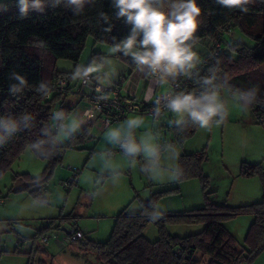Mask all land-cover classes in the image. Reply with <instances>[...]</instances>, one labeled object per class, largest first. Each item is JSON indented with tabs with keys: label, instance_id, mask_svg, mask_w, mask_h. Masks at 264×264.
<instances>
[{
	"label": "trees",
	"instance_id": "16d2710c",
	"mask_svg": "<svg viewBox=\"0 0 264 264\" xmlns=\"http://www.w3.org/2000/svg\"><path fill=\"white\" fill-rule=\"evenodd\" d=\"M197 3L202 8L204 21L196 33L197 43L210 42L202 55L200 75H205L208 69L219 61L220 69L229 75L231 84L237 88L256 86L258 103L250 107L253 113L258 105L264 102V74L258 71L259 66L264 64V2L256 0L255 3L248 5L247 12L229 11L218 5L216 0H197ZM0 4H6L8 7L7 11H0V115H19L28 111L35 117L36 123L34 129L18 134L6 147L0 149L1 178L10 169L14 160L26 151V145L37 139L40 127L51 122L50 116L57 103L69 114L74 109V106L65 105L67 92L54 89L60 77L70 75L57 71L56 62L66 59L76 65L88 39L93 43L100 42L112 46L114 39L118 42L130 34L131 26L123 20L116 19L112 0H96L94 5L86 6L80 16H75L70 9L63 6L54 8L49 5L43 12L31 11L29 16L21 17L16 6L17 0H4L0 1ZM100 12L111 18L110 23H105L98 16ZM109 27L111 31H106ZM228 28L232 33L237 31L253 40L255 45L250 47L242 40L230 38V34H220L221 30ZM215 40L221 42L219 55L213 62L205 63L203 60ZM39 41L44 42V48L36 47ZM93 57L96 55H92L91 59ZM134 66L135 64L131 63V67ZM13 72L25 76L28 81L27 87L16 96L9 91L11 84L14 83L10 78ZM40 82L46 84L50 82L53 91L48 98L35 91ZM194 87L196 85L192 80L189 90H193ZM188 126L189 132H193L195 126L191 124ZM90 132L91 126L85 125L73 139L62 143L55 155L40 158L46 161V166L44 172L39 175L41 177L39 183H36L37 176L29 173L17 174L14 181L25 183L18 191L29 192L38 198L35 192L44 187L54 169L61 164L64 153L68 149L82 146ZM205 159L204 151L180 154L179 159L184 170L179 182L191 178L199 179L205 197L202 208L163 213L160 219L152 222L142 215V211L144 208L151 211L150 204H155L159 197V194H155L148 201L142 202L136 212H129L127 207L121 209L115 216L106 241L86 239L83 232V238L78 241L87 250L96 253L100 264H253L264 251V196L258 202L238 207L211 203L206 197L209 181L202 171ZM262 170L264 169L261 164L242 162L240 176L262 178L264 176ZM34 186L38 188L33 189ZM171 191H178V188L166 192ZM239 215L252 217V222L240 242L224 225L227 220ZM67 217L72 218L67 215L42 221L32 240L45 235L49 230H58V220ZM150 223L157 229L158 238L155 241H149L144 235V230ZM194 224H201L202 230L186 235L175 234L169 230L171 226ZM72 229L80 231L74 225ZM18 251L15 247L11 252L19 253ZM41 251L43 252L33 243L30 251L23 253L27 256L26 264H47L43 260L36 262L33 260ZM2 252L0 250V255Z\"/></svg>",
	"mask_w": 264,
	"mask_h": 264
},
{
	"label": "rangeland",
	"instance_id": "374dc122",
	"mask_svg": "<svg viewBox=\"0 0 264 264\" xmlns=\"http://www.w3.org/2000/svg\"><path fill=\"white\" fill-rule=\"evenodd\" d=\"M230 38L242 40L250 47L255 45L253 40L237 31H234ZM110 48L108 44L93 43L88 39L79 63L87 64L91 61L92 55L96 57L107 55L114 62L117 72L115 78L118 79L129 70L132 59L120 53L110 54ZM201 48L199 52L198 49L195 51L200 54ZM68 66L75 65L70 60L60 59L56 62L55 69L70 73L71 67ZM258 71L264 74V64L259 66ZM166 86L167 89L161 93L169 89V84L162 85V89ZM89 89L83 86L86 94ZM221 95L225 99L228 111L221 125L213 123L209 129L195 126L193 132H189L190 126H187L184 132L178 133L174 126L169 125V121L174 118L173 114H168L159 120V130L162 141L174 143L180 154L205 152L206 159L202 163V171L209 181L206 197L211 203L238 207L243 206L240 205L241 202L249 200L250 203L245 204L249 205L253 203L250 200L255 198L257 186L261 191L260 200L264 196L262 186L264 176L242 177L240 165L242 162L258 163L264 169V125L256 121L250 108L242 111L231 97L224 93ZM76 98L77 95L72 94L67 98L66 105L74 106L70 114H80L87 106L86 99H82L84 103L81 100L77 101ZM133 115L145 119V125L140 131L153 127V119L148 114L130 113L127 118ZM123 121L111 123L110 126L115 127ZM108 128L99 130L95 126L91 127L88 139L82 146L68 149L64 153L61 164L54 169L44 187L35 192L38 198L48 201L45 206L37 203L38 198L29 192L18 191L21 184L14 181L16 175L21 173L41 175L46 166L45 160L33 157L26 150L1 176L0 197L4 202L0 204V250L3 251L0 255V264H26L27 256L23 253L26 250L30 251L33 243L48 254L41 251L34 256L35 262L43 260L47 264H100L96 253L87 250L81 242L67 243L65 233L61 229L47 231L45 235L48 239L45 243L40 242V236L32 240L37 230L36 225L46 218L75 214L77 226L87 232L89 240L104 242L111 233L115 216L122 208L127 207L129 212H136L140 209L141 203L148 201L152 195L159 194L155 204L159 205L165 214L200 209L204 206L205 197L199 179L191 178L177 183L163 175L153 180L141 173L139 167L130 168L118 146L107 142L105 134ZM160 163L167 165L170 162L162 158ZM110 164L117 167H107ZM69 166L78 169L79 173L75 183L66 188L64 183L72 175L68 170ZM121 172L122 175L118 176ZM176 187L178 191L166 192ZM36 188L38 187H33ZM245 217L251 216L239 215L227 220L224 225L238 236L245 224L241 219ZM169 230L175 234L186 235L201 231L202 225L171 226ZM15 234L23 239L22 246L18 248L19 253L11 252L15 248ZM144 235L149 241H155L158 238L155 225L148 224ZM236 239L242 241V237Z\"/></svg>",
	"mask_w": 264,
	"mask_h": 264
},
{
	"label": "clouds",
	"instance_id": "9594fccd",
	"mask_svg": "<svg viewBox=\"0 0 264 264\" xmlns=\"http://www.w3.org/2000/svg\"><path fill=\"white\" fill-rule=\"evenodd\" d=\"M255 2L216 0L218 5L229 11L241 12H247L248 5ZM95 3L96 0H17L16 6L21 17L29 16L31 11L43 12L49 5L54 8L63 6L75 16H80L86 6ZM112 5L116 10V19L129 24L131 31L118 42L113 40L110 54L120 53L131 57L139 72L155 77L161 85L186 77L193 80L196 88L172 91L158 97L152 113V128L140 131L145 125V119L133 115L115 127L109 126L105 138L108 143L123 150L121 155L130 168L139 167L141 173L153 180L166 175L169 180L179 182L184 175L179 163L180 151L174 143L162 141L159 130V120L163 114L161 104L163 111L173 114L174 118L169 121V125L174 126L178 133L184 132L189 124L209 129L213 123L217 126L224 123L228 115L221 93L231 97L242 111H247L258 103V88H237L231 84L229 75L220 69L219 61L205 75H200L199 65L202 61L194 46L197 43V30L204 21L197 0H112ZM7 9L6 4H0V11ZM98 16L105 23H110L111 18L106 13L100 12ZM106 31H111V27ZM36 47L44 48V42H37ZM116 75L113 60L105 55L93 57L87 64L77 63L71 67L69 79L85 87H90L93 81L97 82L95 91L99 93V101L109 98L100 85L110 86ZM10 78L14 81L9 88L13 96L22 93L28 85L26 77L19 73L13 72ZM35 91L47 98L53 88L50 82H40ZM96 110L99 111V108ZM94 116L91 109L83 114H69L63 109L54 111L50 116L51 122L40 127V135L26 145V150L33 157L50 158L65 140L73 139L83 124L94 119ZM34 121L35 117L28 111L19 115H0V149L6 147L18 134L34 129ZM162 158L170 163L161 164ZM107 167L117 166L110 164ZM40 180L41 177L37 176L36 183ZM37 203L45 206L48 201L38 198ZM149 207L151 211L144 208L142 215L152 222L162 217L159 205L153 203Z\"/></svg>",
	"mask_w": 264,
	"mask_h": 264
},
{
	"label": "built area",
	"instance_id": "2783aa9c",
	"mask_svg": "<svg viewBox=\"0 0 264 264\" xmlns=\"http://www.w3.org/2000/svg\"><path fill=\"white\" fill-rule=\"evenodd\" d=\"M220 34L231 36L233 35L232 32H230V28L227 30H221ZM220 45L221 42L218 40H215L212 43V47L209 49L207 56L204 58L203 62L210 63L213 62V60L219 55L220 51ZM149 75H145L144 73H141L135 69L134 72H132L129 76L122 78L116 82H113L110 86L108 85H100L103 88V91L105 94L108 95L107 100H97V97L99 93L95 91V88L97 87V82L93 81L92 85L89 87V91L86 94L83 91V84L80 82H74L69 79L68 76L60 77L56 84L54 85V89L58 91H65L67 92V96L70 94L77 95L80 97L85 98L87 101V106L83 109L81 114H83L86 110L91 109L94 113V119H89L85 125H90L91 127L96 126V123L99 121L100 126L102 129H105L110 126L111 123L118 122L125 120L127 116L130 113H140V114H148L153 119V110L155 106L156 99L158 97H163L165 94L172 92V91H180V90H189L191 87V79H188L186 77H180L175 81L174 83L169 84V89L165 93H160L154 96V99L152 103H148L145 105L138 104L135 101L134 94L129 93L125 87L133 79L136 80H145L147 78H150ZM155 78V77H152ZM156 79V78H155ZM73 85V86H72ZM71 87L70 89H67V87ZM85 87V86H84ZM194 87L193 89H195ZM48 98V97H47ZM97 107L99 108V111H97ZM162 112L160 119L165 118L168 114L166 111H163V105L161 104ZM61 106L60 104H56V106L53 109L54 111L60 110ZM253 115L256 119V121L259 124L264 125V102L260 103L258 107L254 110ZM119 151H123L118 147ZM116 152V151H115ZM114 152V153H115ZM68 170L72 173V175L69 177V179L64 183V187L68 188L71 185H73L76 181V176L79 173V170L74 167H68ZM4 202L3 198L0 197V204ZM46 225L48 222L45 223ZM47 227V226H43ZM39 230V229H38ZM37 231V230H36ZM15 240L14 245L15 247L19 248L23 244V239L15 234ZM83 238V233L78 230L69 229L66 232L65 240L67 243L77 242L78 240ZM46 235L40 236V242L45 243L47 241Z\"/></svg>",
	"mask_w": 264,
	"mask_h": 264
},
{
	"label": "crops",
	"instance_id": "0c3cea01",
	"mask_svg": "<svg viewBox=\"0 0 264 264\" xmlns=\"http://www.w3.org/2000/svg\"><path fill=\"white\" fill-rule=\"evenodd\" d=\"M0 1H4V0H0ZM209 44H210V42H209ZM209 44H208V41H205V42L197 43L194 46V50L195 49H198V52H199V49L203 46L202 47L203 49L201 48L200 54H199L201 59H202V55L208 49L207 46H209ZM135 69H136V66H134V68L130 66L129 67V70L126 72V74H122L120 77H118V79L115 78L112 82H116V81H118V80H120L122 78H125V77L129 76L132 72L135 71ZM125 89L129 93L134 94V97H135L134 99H135V101L138 104L145 105V104H148V103H152V101L154 99V96L157 95V94H160L163 91H165L167 89V86L164 87V89H162V85L159 84L155 78H152V76H150V78H147L145 80H136V79H133L131 81V83H129L128 85H126ZM67 98H68V96L65 99V105H66ZM82 99H83V97L80 98L78 96L76 98L77 101H80V100L82 101ZM83 100H85V98ZM82 102L85 103V101H82ZM69 106H72V104L69 105ZM83 125L85 126V124H83ZM95 127L97 129H99V130H102V127L100 126V122L99 121L96 123V126ZM19 183L21 184L20 187H19V189H21V188H23L25 186V183L23 181L22 182L19 181ZM260 192H261L260 191V187L257 186V188L255 189V198L253 200H250V201H253V203L260 201ZM248 202H249V200L248 201H245V202H241L242 204H240V205H245ZM68 216H72V218L71 217H67V218H64V220H61V221L58 220V222H57V223H59L58 230L61 229L65 233V235H66L67 230L71 229L72 228V225H74L77 229H79L81 232H83L85 234V238L88 239L87 232H85V230H83L80 227H78L77 226V223L75 222V217L77 218V216L75 214H68ZM73 217H74V219H73ZM46 219H48V218H46ZM241 220H244L243 222H245V224H243L244 225L243 228H242L243 230H241V233H238V236H237V233L231 231L230 229L228 231L231 234H233V236L235 238L242 237V240H243V238H244V236H245V234H246V232H247V230H248V228H249V226H250V224L252 222V217H245V219H241ZM41 224H42V221L39 224L36 225L37 230H38V228L40 227ZM26 252H29V251L26 250L25 253ZM43 252L45 254H47V252L45 250H43ZM240 264H246V263H240ZM253 264H264V251H262V253L260 254L259 258Z\"/></svg>",
	"mask_w": 264,
	"mask_h": 264
}]
</instances>
